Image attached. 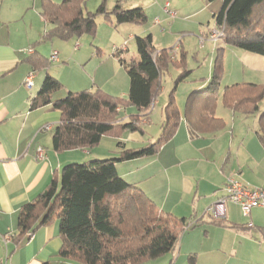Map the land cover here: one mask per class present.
<instances>
[{
    "label": "crops",
    "instance_id": "0c3cea01",
    "mask_svg": "<svg viewBox=\"0 0 264 264\" xmlns=\"http://www.w3.org/2000/svg\"><path fill=\"white\" fill-rule=\"evenodd\" d=\"M42 1L0 0V264H78L59 257L63 242L58 222L40 228L32 237L20 235L18 217L22 207L45 192L66 164L80 158L83 161L86 158L101 160L96 159L98 156L102 160L110 159L111 156L105 157L104 154L119 152V142L127 149L144 147L159 137L165 121L163 112L160 133L151 135V138H144L145 132L144 135L129 133L126 139L105 136L91 152L81 149L56 152L53 149V132L60 123L61 112L51 105L33 109L32 102L39 95L45 78L55 76L50 72V65H58L59 70H63L68 63L63 61L59 52L57 62L50 60L53 52L57 51L51 52L48 57L44 55L41 44L48 41H40L48 26L42 16ZM156 1L158 4L161 2V7L157 12L159 16L154 20L155 25L162 27L164 22L178 19V12L172 8L170 0ZM148 2L154 6L153 0ZM167 6L177 13L176 17L166 12ZM151 28L153 30L154 26ZM205 41L201 39L202 47ZM224 46L220 48L223 56L225 53L231 61L225 57L223 85L215 109V118L224 122V128L192 134L186 121V105L179 104L181 120L175 136L154 157L118 163L117 173L154 201L160 214L184 218L189 222L191 227L180 239V250L193 241L186 234L197 231L198 226L205 224L206 234L214 235L216 241L211 249L224 254L227 264L232 261V264H264V207L253 208L249 216L241 219L236 211L238 208L241 212L240 207L229 202L227 220L222 222L223 225L215 224V219L208 214V208L225 197L228 178L232 177L250 188L264 189V145L258 136V121L264 113V102L259 103L257 112L251 115L237 113L224 102L225 90L230 86L242 83L264 85V55L249 53L225 43ZM31 57L41 58L43 64L36 67L30 61ZM126 58L123 59L127 61ZM137 58L132 57L130 61ZM215 60L208 83L213 75ZM118 62L120 68L116 71L121 79L117 80L115 73L108 78L104 68L102 73H98L100 68L92 76L93 88L127 99L130 78L127 81L124 67ZM110 65L113 68V64ZM229 66L233 72H228ZM31 73L35 74V78L33 86L28 87L25 82ZM55 79L61 84L57 93L66 87L73 93L81 92L83 88L82 78L76 79L73 85L58 77ZM208 83L192 91H202ZM54 94L52 100H59ZM120 113L123 119L139 114L132 106L120 109ZM251 117L252 124L248 122ZM149 120H144L142 127L149 124ZM255 124L258 126L256 130ZM47 128L51 130L46 131ZM103 142L109 143L113 149L104 147L99 151L98 147ZM131 143L133 145H129ZM40 147L45 149L43 160L37 158ZM241 154L245 160L241 159ZM195 221H199L197 224L200 225ZM180 250L173 253L170 264H175ZM196 256V253L190 255L191 263L194 257L192 264Z\"/></svg>",
    "mask_w": 264,
    "mask_h": 264
},
{
    "label": "trees",
    "instance_id": "16d2710c",
    "mask_svg": "<svg viewBox=\"0 0 264 264\" xmlns=\"http://www.w3.org/2000/svg\"><path fill=\"white\" fill-rule=\"evenodd\" d=\"M88 1L43 0L42 16L48 28L40 42L95 36L100 15L107 20L113 16L117 25L148 22L141 7L125 9L118 1L114 9L108 10V0H103L95 12H86ZM213 19L226 45L264 55V0H222ZM135 40L137 59L127 62L120 58L124 51L117 54L130 78L127 99L95 89L69 92L65 98L53 101L52 95L61 89V84L48 75L32 102L33 109L51 105L61 112L60 123L53 132L56 152L93 149L105 136L120 138L126 132L144 135L142 123L149 118L153 103L162 92L163 73L171 64L183 69L164 108L165 121L155 142L138 149H127L119 142L117 157L69 163L45 192L22 207L18 217L20 235L32 237L40 228L58 222L63 242L59 257L78 264H153L174 253L181 236L191 227L184 218L160 214L154 201L117 173L118 163L154 157L175 136L181 120L175 90L191 74L185 69V55L177 61L168 49L159 51L152 35L137 36ZM36 58L31 57L30 61L41 66L43 61ZM223 76L220 49L207 87L187 99L186 121L192 134L224 128V122L215 118ZM263 99L264 85L236 84L224 93L225 105L244 115L257 112ZM128 106L136 108L138 116L123 119L120 109ZM258 136L264 145V113L259 117ZM222 222L214 220L218 225ZM191 260L193 263L194 257Z\"/></svg>",
    "mask_w": 264,
    "mask_h": 264
},
{
    "label": "rangeland",
    "instance_id": "374dc122",
    "mask_svg": "<svg viewBox=\"0 0 264 264\" xmlns=\"http://www.w3.org/2000/svg\"><path fill=\"white\" fill-rule=\"evenodd\" d=\"M102 1L103 0H89L86 6V12H95ZM118 1H121V4L125 9L142 7L148 15V22L145 25H117L113 16L111 17V20H107L104 16L100 15L97 18L98 29L95 36L84 35L81 38H73L69 41L54 39L41 44V46L44 48V55L46 57H48L51 52L57 51L60 53L63 61L68 63L67 66L63 67V70H59L58 65L51 64L50 72L63 81H66V83L69 85L75 84L77 81L76 79L82 78L81 87L83 88L80 91H94L95 88H93L92 76L95 74V70L101 68L98 73H102L103 68L107 69L106 76H108V78H111L115 73L116 79H121V75L118 73V71H116L118 68H120L118 62L119 58L114 54L113 47L119 48L120 52L124 51L120 55L121 58L125 59L128 56L126 59L127 62H130V58L138 57L136 40H134L135 36L145 37L152 34L154 38V45L159 51L168 49L171 52L178 48L177 53L171 54L173 58L175 57V60L180 61L182 55H185L186 57L185 69L191 71V74L189 75L188 79L180 83L175 90V97L178 105L182 104L185 106L187 98L193 92L192 90L208 83V79H210L209 77L212 73L211 69L212 63L215 60L214 58H216L220 48H225L221 39L213 41L211 38L212 31L214 32L217 30L216 23L213 19V14L220 10L222 6V0H170L172 3V8L178 12V19L174 21H166L162 27L154 24V20L157 16H159L157 12L159 7H161V2L158 4L156 0H153L154 6H151L149 5L151 3L148 2L149 0H108V10L114 9ZM153 26L154 29L151 30V27ZM130 36H133V38H130ZM202 38L204 41L206 40L204 47L201 45ZM52 44L54 45V50H52ZM225 57L228 56H225L224 53L223 64H225ZM229 58L231 61V57H228V60ZM75 63H78V65H75ZM110 64H113V68L110 67ZM230 66L228 68V72H233V69L230 68ZM182 72L183 69H181L178 65L171 64L169 69L163 73L162 92L153 103L151 114L149 115V124H145L143 126V130L146 133L144 138H151V135H157L160 133V123L161 119L163 118L164 108L168 103L171 92L175 88V82ZM124 74L128 81L129 76L125 68ZM69 91L70 90L66 87L61 92H56L54 97L57 99H63L66 97ZM127 91H129V88H127ZM128 95L129 92L127 96ZM263 102L264 100H262L260 104ZM252 120L253 118L251 117L249 118L248 122L252 124ZM254 127L256 130L258 126L256 127L255 124ZM50 130L51 128L46 131ZM128 136L129 133L127 132L123 133L120 137L122 139H126ZM158 138L159 137L156 139ZM129 145L133 144L131 143ZM104 147L113 149L109 143L107 144L103 142V145L98 147L99 151H102V149L104 150ZM91 150L92 149H88L84 151L91 152ZM104 155L105 157L111 156V158L112 156L117 157V153ZM240 157L242 160L246 159L243 154H241ZM82 159L83 158H80V160H76L71 163H84L92 160L86 158L87 160L83 161ZM96 159L102 158L101 156H98ZM236 211L238 212L241 219H244L243 213L240 212L238 208ZM195 222L197 224L199 221ZM197 225H200V223ZM196 229L198 230H194L195 232L190 231L186 234V237H191L193 239L191 244L185 245L184 249L180 250L182 240L179 242L178 248L179 246L180 248H177V250H180V253L175 264H192L190 262V255L193 253L197 254L194 264H227L228 259L224 254H219L220 252L217 251L213 252V249H211V247H213L216 243L214 240V235H210L209 233L211 230L208 232L209 235H207L205 232V224L198 226ZM173 258L174 255L171 253L162 257L161 259H158V261L154 262V264H157L158 262V264H170V261ZM232 262L230 264H232Z\"/></svg>",
    "mask_w": 264,
    "mask_h": 264
},
{
    "label": "built area",
    "instance_id": "2783aa9c",
    "mask_svg": "<svg viewBox=\"0 0 264 264\" xmlns=\"http://www.w3.org/2000/svg\"><path fill=\"white\" fill-rule=\"evenodd\" d=\"M166 12L171 17H176L177 13L166 7ZM222 33L219 30H215L211 34L213 40L220 39ZM113 52L117 55L120 51L119 48L113 47ZM178 48L171 51V54L177 53ZM121 58V56H120ZM50 60L52 62L58 61V52H54ZM35 74L31 73L26 79V86H33V79ZM46 130H49L47 128ZM37 158L43 160L45 158V149L40 147L37 150ZM225 197L215 202L210 208H208V214L217 220H227V203H233L238 205L244 216H249L251 210L256 207H264V189L250 188L240 181L234 178H228L225 185Z\"/></svg>",
    "mask_w": 264,
    "mask_h": 264
}]
</instances>
